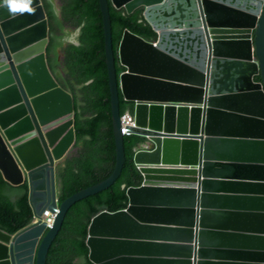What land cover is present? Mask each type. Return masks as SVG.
Returning <instances> with one entry per match:
<instances>
[{
    "label": "water",
    "instance_id": "95a60500",
    "mask_svg": "<svg viewBox=\"0 0 264 264\" xmlns=\"http://www.w3.org/2000/svg\"><path fill=\"white\" fill-rule=\"evenodd\" d=\"M110 1L128 14L143 9L158 37L126 30L118 75L109 0H99L117 162L106 180L60 203L74 98L48 66L43 0H0V171L27 184L38 219L15 235L0 231V264H46L69 209L120 177V93L147 139L134 157L143 183L127 190V209L92 219L90 262L264 264V0ZM46 211L56 215L51 228Z\"/></svg>",
    "mask_w": 264,
    "mask_h": 264
},
{
    "label": "trees",
    "instance_id": "16d2710c",
    "mask_svg": "<svg viewBox=\"0 0 264 264\" xmlns=\"http://www.w3.org/2000/svg\"><path fill=\"white\" fill-rule=\"evenodd\" d=\"M57 1L59 14L51 0H43L50 24L47 61L60 86L74 98L76 133L73 151L57 168L58 198L62 203L110 177L116 166L117 151L100 2ZM109 12L115 66L120 75L125 71L118 56L124 32L128 30L150 42H155L158 35L144 19L143 9L128 14L125 9H116L109 0ZM66 37L76 42H65ZM262 80L261 76L257 77V81ZM120 111L122 115H134L135 112V104L125 101L121 93ZM146 140L138 130L124 136L125 164L120 177L107 190L89 196L69 209L46 264H93L87 246L90 223L105 210L127 209V190L143 183L134 157ZM33 221L27 184L13 186L0 171V231L15 235Z\"/></svg>",
    "mask_w": 264,
    "mask_h": 264
},
{
    "label": "built area",
    "instance_id": "2783aa9c",
    "mask_svg": "<svg viewBox=\"0 0 264 264\" xmlns=\"http://www.w3.org/2000/svg\"><path fill=\"white\" fill-rule=\"evenodd\" d=\"M120 125H121V130H122V135L123 136H129L134 133V131L138 130L139 128L137 127L136 121H135V116L130 113H125L121 116L120 118ZM139 168V166H138ZM45 221L47 222L48 228H51L56 219V215L51 213L50 211H46L45 214ZM38 219L34 218V221H37Z\"/></svg>",
    "mask_w": 264,
    "mask_h": 264
},
{
    "label": "clouds",
    "instance_id": "9594fccd",
    "mask_svg": "<svg viewBox=\"0 0 264 264\" xmlns=\"http://www.w3.org/2000/svg\"><path fill=\"white\" fill-rule=\"evenodd\" d=\"M6 2L9 4V7H11L12 0H6ZM81 27H83V25H81ZM76 31H77V33H79V29H77ZM69 41H71L73 43L76 42L75 39H73L71 37H66L65 42H69Z\"/></svg>",
    "mask_w": 264,
    "mask_h": 264
},
{
    "label": "bare ground",
    "instance_id": "6f19581e",
    "mask_svg": "<svg viewBox=\"0 0 264 264\" xmlns=\"http://www.w3.org/2000/svg\"><path fill=\"white\" fill-rule=\"evenodd\" d=\"M38 221V220H37ZM36 222V221H35Z\"/></svg>",
    "mask_w": 264,
    "mask_h": 264
}]
</instances>
